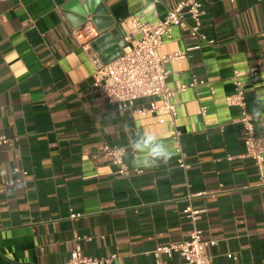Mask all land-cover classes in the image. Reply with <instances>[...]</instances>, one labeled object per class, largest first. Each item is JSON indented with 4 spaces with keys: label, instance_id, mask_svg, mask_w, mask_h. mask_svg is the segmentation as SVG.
<instances>
[{
    "label": "crops",
    "instance_id": "crops-1",
    "mask_svg": "<svg viewBox=\"0 0 264 264\" xmlns=\"http://www.w3.org/2000/svg\"><path fill=\"white\" fill-rule=\"evenodd\" d=\"M179 1L0 0V264H63L75 235L85 256L108 264H181L153 250L187 240L194 227L215 240L211 264H264V184L244 155L240 110L225 103L237 70L264 137V0H202L199 33L213 43L174 28L158 49L185 53L166 66L169 88L199 81L171 100L185 168L168 114L149 107L159 100L110 103L94 83L83 33L74 35L94 28L80 13L97 8L132 44L131 16L152 25ZM145 135L172 153L167 163L135 147ZM104 145L124 147V162L142 172L118 175Z\"/></svg>",
    "mask_w": 264,
    "mask_h": 264
},
{
    "label": "built area",
    "instance_id": "built-area-1",
    "mask_svg": "<svg viewBox=\"0 0 264 264\" xmlns=\"http://www.w3.org/2000/svg\"><path fill=\"white\" fill-rule=\"evenodd\" d=\"M205 13L206 7L202 0H181L152 25L141 21L136 16H131V29L138 34V37L132 41V44H125L117 57L107 61H103L101 56L91 48V41L97 35L94 28L87 26L74 30L75 36L82 32L85 37L82 48L87 51L94 83L106 95L110 103L121 109L123 105L130 106L142 98H157L159 100L158 104L150 102L149 107L152 110H161L168 114L167 122L173 127L169 137L178 156V166L182 168H185L186 165L179 140L180 132L174 128L176 107L171 100L176 92L184 91L187 86H194L199 81L193 78L188 85H181L177 89L169 88L166 85V78L169 74L166 66L169 62L180 61L184 58L185 53L175 51L169 54H159L158 49L164 39L171 37L174 28H178L192 37H199L208 44L213 43L212 40L206 39L199 33ZM256 75L257 71L254 69L248 71L252 83L256 81ZM231 80L233 91L225 97V103L227 106L237 107L240 110L241 115L238 122L245 130L244 155L253 161L259 173V182L264 184V137L257 135L254 131L253 119L245 108L244 87L237 70L233 71ZM135 112L143 114L145 111L137 109ZM160 121L162 120L160 119ZM6 141L7 138L0 135V144ZM102 151L109 157L111 164L116 166L118 175H128L131 170L134 173L142 172L137 167L130 170L124 162V147L104 145ZM78 215L71 213L70 217L76 218ZM81 239L83 237L74 236L75 246L70 252L69 259L63 264H108L110 262V258L107 257L85 256L78 244ZM214 244L215 240L204 239L202 231L198 227H194L187 240L158 246L153 250V254L170 257L175 253L181 258V264H211L212 257L208 248Z\"/></svg>",
    "mask_w": 264,
    "mask_h": 264
},
{
    "label": "water",
    "instance_id": "water-1",
    "mask_svg": "<svg viewBox=\"0 0 264 264\" xmlns=\"http://www.w3.org/2000/svg\"><path fill=\"white\" fill-rule=\"evenodd\" d=\"M80 14L83 17V23H86L89 19L94 26L97 36L92 39L91 47L100 52L102 60L107 61L117 57L124 46V42L121 38L118 39L116 30L111 28L113 23L108 19H104L105 17H98L104 15L97 8L92 11L86 8ZM112 37L116 38L114 42L110 41Z\"/></svg>",
    "mask_w": 264,
    "mask_h": 264
},
{
    "label": "clouds",
    "instance_id": "clouds-1",
    "mask_svg": "<svg viewBox=\"0 0 264 264\" xmlns=\"http://www.w3.org/2000/svg\"><path fill=\"white\" fill-rule=\"evenodd\" d=\"M138 150L148 149V154L153 162L162 161L167 163L172 156V153L168 151L163 143L156 142V138L153 135H145L142 140L135 144Z\"/></svg>",
    "mask_w": 264,
    "mask_h": 264
}]
</instances>
